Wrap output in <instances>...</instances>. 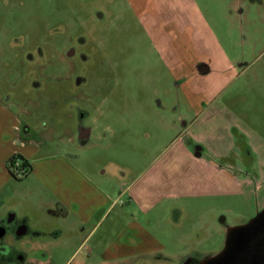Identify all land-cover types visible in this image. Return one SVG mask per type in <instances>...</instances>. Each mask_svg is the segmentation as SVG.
Here are the masks:
<instances>
[{"label":"rangeland","instance_id":"1","mask_svg":"<svg viewBox=\"0 0 264 264\" xmlns=\"http://www.w3.org/2000/svg\"><path fill=\"white\" fill-rule=\"evenodd\" d=\"M0 100L36 140L128 191L72 264L133 217L155 238L151 263L213 256L229 227L264 209V0H0ZM79 125L90 136L64 141ZM37 178L0 176L4 213L29 207ZM77 233L50 246L51 264H64Z\"/></svg>","mask_w":264,"mask_h":264},{"label":"crops","instance_id":"2","mask_svg":"<svg viewBox=\"0 0 264 264\" xmlns=\"http://www.w3.org/2000/svg\"><path fill=\"white\" fill-rule=\"evenodd\" d=\"M11 104L12 102L6 104L0 100V111L7 118L3 124L0 123V133H4L3 137H5L0 139V176L9 175L6 161L14 153H20L31 163L32 175L36 174L37 180L40 181L23 195L26 203H30L29 207L16 210L19 216L28 218L34 231L41 233L31 240L25 239V242H33L29 248L36 249L30 254L29 260L38 264H51L54 255L49 250L50 246L65 243V232L68 234L72 229L76 231L77 228L80 232L77 233V237L80 239L77 248L64 262L69 264L72 257H76L84 247H87L86 242L91 240L97 225L106 213L116 206L119 197L127 195L128 191L110 192L100 184L102 181L88 175L76 162L69 158L67 160L66 156L61 154V149H55L53 145L36 140L34 133L31 132V126L11 109ZM20 108L23 110L22 106ZM41 133L43 134L41 137L50 142L52 136L43 131ZM65 133L68 136L63 137V140L68 143L73 142L77 137L71 127H67ZM7 150H9L7 154L4 153ZM108 179L111 178L105 177V182ZM1 201L3 198H0ZM142 209L144 212V207ZM88 225L92 227L90 230ZM56 227L58 232L53 233L52 230ZM127 228L135 230V234L140 239L138 242L132 243L126 240L124 238L126 228H122L109 244H105L102 248L101 245H95L96 250L89 248L88 253L101 252L104 257L103 262L120 257L130 259L139 253L151 254L152 249L155 248L153 247L155 238L141 220L133 219ZM68 239L69 237L67 241ZM146 241L149 247L144 250L142 246ZM139 246L142 249H139ZM76 264H89V261L78 260Z\"/></svg>","mask_w":264,"mask_h":264},{"label":"flooded vegetation","instance_id":"3","mask_svg":"<svg viewBox=\"0 0 264 264\" xmlns=\"http://www.w3.org/2000/svg\"><path fill=\"white\" fill-rule=\"evenodd\" d=\"M69 40V39H68ZM80 45H85V39L80 38ZM67 45V44H66ZM76 47L71 46L67 48V53L65 55V59L69 61L71 67L75 68L76 64L71 60L73 56L76 55ZM83 52V50H81ZM81 52V57L86 59V54ZM206 68V67H205ZM205 68L200 66L199 71H204ZM6 103H9L7 100ZM86 112L80 113V118L86 116ZM186 125V122H184ZM70 127V126H67ZM77 130V138L82 142L88 136H90L92 129L83 125H79ZM138 204V202H136ZM5 203L3 201L0 202V264H38L29 260L30 254L34 253L36 249L29 248L32 246V241L25 242V239H33L36 236H40L41 233L34 231L30 223L28 222V218L25 216H19L16 210H13L8 213H4L1 209ZM133 219L139 220L137 217H133ZM132 219V220H133ZM128 229H125V231ZM25 231V234L20 235L19 233ZM131 231V241L132 243L138 242V237L135 234L134 229H129ZM43 235V234H42ZM126 235H124V238ZM126 239V238H125ZM96 253V254H95ZM95 254V255H94ZM97 255L99 256V260H96ZM143 253H139L133 258L126 259L123 257L114 259L112 261L103 262V255L101 252L94 251L90 254L91 259L89 260V264H172L171 258L162 255H154L150 258L153 260L152 263L143 258ZM211 257H205L202 259H196L190 257L188 259H182V264H205L206 260ZM69 264H72L71 262Z\"/></svg>","mask_w":264,"mask_h":264},{"label":"water","instance_id":"4","mask_svg":"<svg viewBox=\"0 0 264 264\" xmlns=\"http://www.w3.org/2000/svg\"><path fill=\"white\" fill-rule=\"evenodd\" d=\"M205 264H264V209L247 223L229 227L225 247Z\"/></svg>","mask_w":264,"mask_h":264},{"label":"trees","instance_id":"5","mask_svg":"<svg viewBox=\"0 0 264 264\" xmlns=\"http://www.w3.org/2000/svg\"><path fill=\"white\" fill-rule=\"evenodd\" d=\"M17 160H20L22 161L23 165L27 166L28 167V173L31 171L32 169V165L31 163L20 153H14L10 158H9V166H8V169L10 170L11 174H13L14 176L18 177L16 175V173L13 171V165L14 163L17 161ZM27 173V174H28Z\"/></svg>","mask_w":264,"mask_h":264},{"label":"built area","instance_id":"6","mask_svg":"<svg viewBox=\"0 0 264 264\" xmlns=\"http://www.w3.org/2000/svg\"><path fill=\"white\" fill-rule=\"evenodd\" d=\"M12 168L18 177H21L28 173V167L23 165L22 161L20 160H17Z\"/></svg>","mask_w":264,"mask_h":264}]
</instances>
